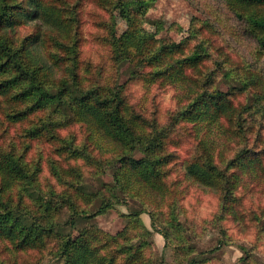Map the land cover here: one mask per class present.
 Masks as SVG:
<instances>
[{"label": "rangeland", "instance_id": "1", "mask_svg": "<svg viewBox=\"0 0 264 264\" xmlns=\"http://www.w3.org/2000/svg\"><path fill=\"white\" fill-rule=\"evenodd\" d=\"M43 1L53 16L64 18L67 29L43 27L36 17L23 19L9 32L14 46L41 38L38 49H29L35 48L47 62L52 81L65 78L73 67L87 87L122 86L129 118L141 119L146 135L167 136L162 141L166 154L159 153L167 158L162 168L167 192L148 193L131 180L129 194L123 193L117 175L129 174L115 160L112 143L76 118L65 128L31 137L30 129L41 126L47 113L32 112L12 122L6 118L11 111L4 115L8 108L0 95V155L19 158L38 190L36 197L22 191L28 185L22 179L23 187L0 194V210L9 207L28 223L52 226L74 239L83 235L105 264L112 258L114 264H188L192 259L198 264H264V182L257 178L258 165L236 169L240 181L229 211L220 192L185 170L202 154V141L222 171L244 146L263 149L264 121L247 118L242 131L227 119L197 122L181 115L200 95L215 91L231 94L239 108L252 95L251 88L243 89V81L258 78L264 84V49L252 24L240 19L227 0H157L146 11L132 4L130 31L142 27L155 36L140 45L124 39L118 58L111 36L120 39L129 28L119 5L135 0ZM254 13L260 14V8ZM184 41L179 48L172 46ZM196 52L201 54L199 64L190 62ZM74 149L78 158L72 156ZM143 157L138 152L133 156ZM108 201L121 205L94 218L73 215L74 208L92 215ZM166 231L170 242L163 237ZM60 245L58 238L46 237L41 244L20 248L0 236V264H63Z\"/></svg>", "mask_w": 264, "mask_h": 264}, {"label": "trees", "instance_id": "2", "mask_svg": "<svg viewBox=\"0 0 264 264\" xmlns=\"http://www.w3.org/2000/svg\"><path fill=\"white\" fill-rule=\"evenodd\" d=\"M155 1L157 0H151V2L135 0L119 5L121 18L129 25V28L120 39L114 35L111 36L109 43L114 48L117 57L118 49L122 47L121 41L124 39H127L128 43L137 41L136 45H140L145 43L149 37L155 36L142 27L130 31L132 22L130 6L133 4L138 10L146 11ZM227 2L240 19L252 24V32L264 49V0H227ZM258 7L261 10L260 14L254 13V11L257 12ZM52 10L43 0H30L27 4L20 0H0V95L6 99L7 103L8 110L4 112V115L11 111L6 115L7 120L19 121L30 116L32 112H46L42 125L36 124L29 131L31 137L38 138L44 133H52L58 128H65L69 125L71 118H76L88 124L103 139L114 145L115 160L122 162L125 171L129 174L125 176L119 172L117 175L116 182L123 193L129 194V185L132 180L136 186L148 193L165 194L167 186L162 168L168 163L167 158L160 157L159 153L166 154V146L164 147L162 141H165L167 136L160 135V133L146 135L143 133L145 131L141 124L142 120L135 116H133L134 119L129 118L128 107L122 95V86L87 87L73 67L67 69L65 78L52 81L49 74L51 68L47 62L39 56L38 51L33 52L35 48L32 51L29 49L30 46L37 47L39 42L41 43V38H29L27 43L25 41L20 48L14 46L9 32L15 30L23 19L31 21L36 17L41 20L43 27H53L64 32L68 27L67 23L63 17L53 16ZM185 42L174 43L172 46L179 48ZM194 54L190 62L199 64L201 54L198 52ZM247 81L249 83L243 81V89L248 91L251 88L249 94L252 95L239 108L234 107L231 94L215 91L200 95L189 109L183 111L182 117L188 120L196 119L197 122L208 119L221 122L227 119L229 122H235L242 131L245 129L243 122L247 118L253 121H264V84L258 78ZM20 106L24 108L19 109ZM247 146L239 150L227 162L226 169L222 171L213 153L202 141V154L189 165H185L189 177L203 186L220 192L222 203L227 206V211L232 209L228 203L236 200V188L240 181L237 168H248L257 164V178L264 182V148L253 151ZM74 150L73 155L70 154L78 158L79 151ZM137 152L144 154L145 157L140 160L134 159L133 156ZM218 158L222 160L223 157L219 155ZM31 176L28 168L12 153L0 155V177L2 179L0 194L18 185L22 186L21 180L27 179L28 185L22 191H29L36 197L35 193L38 190ZM115 205H121V203L103 202L99 210L92 215L85 210L78 211L74 208L73 215L79 219L94 218L106 213ZM150 215L154 218L151 213ZM172 215L174 216V213ZM133 216L138 217L139 214L135 213ZM26 224L29 225L26 226ZM75 224L76 221L72 220L70 227H74ZM0 236L16 242L20 248L32 243L41 244L46 237H55L61 243L59 257L63 259V264H105V257L93 249L90 241L83 235L74 239L71 234L57 233L52 226L45 227L41 224L36 225L35 222L28 223L23 214L18 216L9 207L0 210ZM163 237L170 242L171 236L168 231L163 234ZM119 254L126 256V253ZM246 255L248 259L247 252ZM114 262L115 259L112 258L107 264H114ZM188 264L198 263L196 259H192Z\"/></svg>", "mask_w": 264, "mask_h": 264}]
</instances>
